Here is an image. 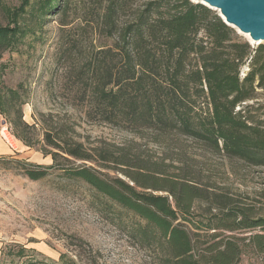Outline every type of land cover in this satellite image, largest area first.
Returning <instances> with one entry per match:
<instances>
[{
    "label": "trees",
    "instance_id": "obj_1",
    "mask_svg": "<svg viewBox=\"0 0 264 264\" xmlns=\"http://www.w3.org/2000/svg\"><path fill=\"white\" fill-rule=\"evenodd\" d=\"M71 1L46 0L40 14H68ZM96 12L113 42L98 46L89 65L83 98L90 118L142 136L150 132L161 145L188 139L206 152L264 167V116L261 105L249 103L264 89V44L253 48L214 10L191 0H104ZM70 24L61 22V31L70 32ZM20 119L24 130L34 128ZM16 128L32 147L33 139ZM71 132L46 127L45 146L56 162L50 167L84 161L63 167L65 175L143 220L140 233L166 250L164 264H241L249 252L264 258V204L202 185L183 159L153 163L126 146L86 147ZM85 162L117 166L123 177ZM31 166L23 168L33 180L49 174V168ZM201 204L207 205V230H215L205 236L191 227Z\"/></svg>",
    "mask_w": 264,
    "mask_h": 264
},
{
    "label": "rangeland",
    "instance_id": "obj_2",
    "mask_svg": "<svg viewBox=\"0 0 264 264\" xmlns=\"http://www.w3.org/2000/svg\"><path fill=\"white\" fill-rule=\"evenodd\" d=\"M45 1L0 0V31L6 37L0 44V138L12 147L11 154L0 157V264H61L74 259L79 264L165 263L166 250L140 233L143 220L83 180L65 175L63 167L84 161L72 159L50 167L56 163L44 141L50 126L75 129L76 138L86 147L126 146L153 163L163 159L178 164L177 159H183L202 185L262 207L263 166L206 152L188 139L161 145L151 140L150 132L142 136L90 118L83 98L89 65L98 46L113 42L97 22L96 9L104 0H72L68 14L56 11L42 16L39 7ZM63 1L59 0L61 5ZM64 20L71 23L70 32L61 31ZM248 70L244 67L243 75ZM249 103L261 105L259 114L264 116V89ZM20 117L34 128L20 127ZM16 127L33 139L32 147L17 137ZM85 163L123 177L117 166L102 169ZM31 164L49 168V174L39 180L29 178L23 167L33 168ZM206 208L197 205L191 222L193 231L203 236L215 232L207 230ZM241 264H264V258L249 252Z\"/></svg>",
    "mask_w": 264,
    "mask_h": 264
},
{
    "label": "water",
    "instance_id": "obj_3",
    "mask_svg": "<svg viewBox=\"0 0 264 264\" xmlns=\"http://www.w3.org/2000/svg\"><path fill=\"white\" fill-rule=\"evenodd\" d=\"M218 12V15L248 42L264 44V0H191Z\"/></svg>",
    "mask_w": 264,
    "mask_h": 264
},
{
    "label": "crops",
    "instance_id": "obj_4",
    "mask_svg": "<svg viewBox=\"0 0 264 264\" xmlns=\"http://www.w3.org/2000/svg\"><path fill=\"white\" fill-rule=\"evenodd\" d=\"M9 144L6 143L2 138H0V157L6 156L12 153V147Z\"/></svg>",
    "mask_w": 264,
    "mask_h": 264
}]
</instances>
